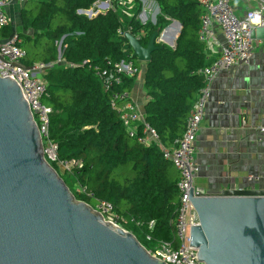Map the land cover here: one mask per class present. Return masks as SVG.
I'll use <instances>...</instances> for the list:
<instances>
[{
	"label": "trees",
	"instance_id": "trees-1",
	"mask_svg": "<svg viewBox=\"0 0 264 264\" xmlns=\"http://www.w3.org/2000/svg\"><path fill=\"white\" fill-rule=\"evenodd\" d=\"M99 1L108 0L25 3L22 30H33L34 35L18 32L27 55L24 64L51 65L45 74L48 92L43 100L52 109L50 139L58 146L60 160L83 162L65 178L84 192H77L64 179L76 200L91 206L109 202L125 219V229L154 251L161 242L175 239L179 174L158 144L146 146L127 134L118 109L131 99L114 97L129 96L137 76L124 75L119 84L106 90L93 66L133 61L141 67L128 41L117 34L120 28H131L146 47L156 30L163 32L172 22L181 23L176 49L159 43L163 48L146 64L144 80L145 121L162 145L174 147L205 85L201 72L213 63L199 39L202 9L198 0H150L160 8L156 24H142L138 19L141 0H133L132 5L138 8L127 20L120 16L121 0H111L114 8L93 18L78 14L91 10ZM10 33V26L0 30L2 38ZM99 56L102 61L95 63ZM85 61L90 63L83 66Z\"/></svg>",
	"mask_w": 264,
	"mask_h": 264
},
{
	"label": "water",
	"instance_id": "water-1",
	"mask_svg": "<svg viewBox=\"0 0 264 264\" xmlns=\"http://www.w3.org/2000/svg\"><path fill=\"white\" fill-rule=\"evenodd\" d=\"M159 13L158 7L154 24ZM170 27L179 37L182 25L174 21L163 32L156 30L146 47L125 33L138 62L152 61ZM251 36L264 41V28L253 29ZM101 61L99 56L94 62ZM190 200L199 220L190 241L198 249V264H264V190L198 197L193 191ZM0 264H165L132 233L76 200L45 159L38 126L13 76L0 78Z\"/></svg>",
	"mask_w": 264,
	"mask_h": 264
},
{
	"label": "built area",
	"instance_id": "built-area-1",
	"mask_svg": "<svg viewBox=\"0 0 264 264\" xmlns=\"http://www.w3.org/2000/svg\"><path fill=\"white\" fill-rule=\"evenodd\" d=\"M29 1L37 0H0V30L10 24V18L6 11L7 7L14 2L25 4ZM121 1V6L123 7L133 3V0ZM198 3L202 9L199 30L200 41L209 43L214 38L218 28L223 34L224 45L220 55L209 67L201 72L205 77V85L199 91L196 103L187 118L186 129L182 137L176 141L175 146L169 148L160 143L156 131L147 124L145 114L139 110L134 102L132 93L129 96L124 94L114 97V100L121 101L127 97L131 99L130 102L118 109L129 137L137 139L139 143L146 146L158 144L164 157L173 164L179 174V208L174 221L175 239L173 242H161L154 251L148 250L153 258L165 264H198V249L190 247V241L191 229L199 224V220L190 199L193 191L194 197H198L201 194L195 186L196 178L201 170L196 161V141L201 131L207 104L211 96V85L222 71L236 66H249L251 64L255 53L254 41L251 36L252 30L264 28V0H259L258 5L248 10L243 17L238 16L236 13L232 0H198ZM113 4L114 1L111 0L99 1L91 10L79 11L78 14L93 18L114 8ZM88 12H91V14ZM132 17L133 14H131ZM257 17H259V23L254 22ZM126 32H131V28H127V30L120 28L117 34L124 36ZM167 32L168 30L160 36V43L161 41L167 42ZM21 44L22 39L18 34H13L8 38L0 36V78L5 79L10 76L15 78L38 126L47 162L55 165L61 174L72 173L74 169L81 168L83 162L60 160L58 146L50 139L52 109L43 100L48 92L45 74L51 68V65L39 62L26 66L24 61L27 55ZM59 63L61 64L62 61L60 60ZM89 63V61H85L82 65L85 66ZM106 64V67H101L98 64L93 66V70L102 80L106 90L112 88L114 84H119L124 75L134 77L141 72V67H138L136 62L133 61H122L119 63L108 61ZM71 67L75 66L71 65ZM140 127L143 128L142 136L139 134ZM258 132L260 139H264V127H259ZM260 180L261 178L255 175L247 177V181L252 184L259 183ZM84 191L85 189L78 187L77 192L81 193ZM93 208L106 222L121 228L125 232H129L125 229V219L115 211L112 204L101 201ZM148 240H151L150 237H148Z\"/></svg>",
	"mask_w": 264,
	"mask_h": 264
},
{
	"label": "crops",
	"instance_id": "crops-1",
	"mask_svg": "<svg viewBox=\"0 0 264 264\" xmlns=\"http://www.w3.org/2000/svg\"><path fill=\"white\" fill-rule=\"evenodd\" d=\"M258 3L259 0H232L240 17ZM24 7L25 4L14 2L6 9L10 36L18 32L34 35L33 30H22ZM170 28L172 33L169 32L170 37L168 35L166 39L169 45L178 37L176 29ZM204 44L208 58L214 61L224 45L221 30L217 28L214 38ZM254 46L255 53L249 66L222 71L211 85V96L196 141V161L201 170L195 186L202 194L217 196L224 190H264V139H260L258 132L259 127H264V41H254ZM145 74L146 64L141 66L131 94L144 114L147 102ZM249 175L260 177V182L249 183Z\"/></svg>",
	"mask_w": 264,
	"mask_h": 264
},
{
	"label": "rangeland",
	"instance_id": "rangeland-1",
	"mask_svg": "<svg viewBox=\"0 0 264 264\" xmlns=\"http://www.w3.org/2000/svg\"><path fill=\"white\" fill-rule=\"evenodd\" d=\"M157 3L155 1H150V0H141V9H140V12H139V17L138 19L141 21V23L143 24L146 20V23L150 22L152 24L153 21H154V17H155V10L157 9ZM137 5L136 4H131V5H128V6H121L119 7V12H120V16L127 20L128 17L131 18V14H134L136 11H137ZM146 17V18H145ZM173 23V22H172ZM169 27V26H168ZM170 31H168L169 33ZM172 33V32H170ZM169 33V34H170ZM168 34V35H169ZM170 37V35H169ZM162 44H165L166 46L170 47L171 46L169 44H167V42L165 41H161ZM60 59H62V52L60 51ZM145 64H141V66L143 67ZM142 102V100L140 101ZM59 174L61 175V177L63 179H65L67 181V183L69 184L70 187H72L74 190H78V187L77 186H74L73 185V181H70L69 179L65 178L66 177V173L64 174H61L60 170L57 169ZM63 173V172H62ZM96 205H94L93 207H95ZM147 249V248H146ZM148 250V249H147Z\"/></svg>",
	"mask_w": 264,
	"mask_h": 264
},
{
	"label": "clouds",
	"instance_id": "clouds-1",
	"mask_svg": "<svg viewBox=\"0 0 264 264\" xmlns=\"http://www.w3.org/2000/svg\"><path fill=\"white\" fill-rule=\"evenodd\" d=\"M254 22L259 23V17H257Z\"/></svg>",
	"mask_w": 264,
	"mask_h": 264
}]
</instances>
